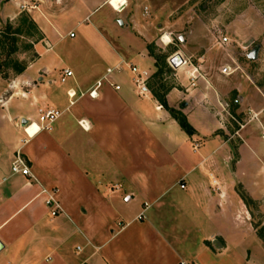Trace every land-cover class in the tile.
<instances>
[{
	"label": "crops",
	"instance_id": "obj_1",
	"mask_svg": "<svg viewBox=\"0 0 264 264\" xmlns=\"http://www.w3.org/2000/svg\"><path fill=\"white\" fill-rule=\"evenodd\" d=\"M109 1L76 0L71 31L45 29L46 53L100 35L105 42L89 57L72 51L46 62L40 50L12 82L0 76V264H181L186 252L198 254V264H222L216 257L225 258L233 243L253 237L263 244L230 211L246 147L232 152L223 132L216 134L204 102L211 90L189 76V87L167 94L195 128L189 135L149 87L155 61L146 42L118 37L111 12L88 24ZM121 62L122 71L107 73ZM129 65L147 72L143 92ZM67 68L74 76L62 82ZM41 108L62 114L29 137L22 119L40 125ZM18 156L32 175L12 172ZM231 158L239 160L236 169ZM43 189L55 192L58 215ZM214 219L219 225L208 227Z\"/></svg>",
	"mask_w": 264,
	"mask_h": 264
},
{
	"label": "rangeland",
	"instance_id": "obj_2",
	"mask_svg": "<svg viewBox=\"0 0 264 264\" xmlns=\"http://www.w3.org/2000/svg\"><path fill=\"white\" fill-rule=\"evenodd\" d=\"M18 2L23 5L20 7ZM75 2L0 0V14L5 8L6 16L9 15L0 21V42L5 37L16 40L9 55V43L0 47V61H19L27 70L39 57L40 50L45 53L46 62L55 54L72 51L84 57L93 54L105 42L99 34L88 38L82 47L66 40L53 53H46L45 49L50 47L45 29L54 25L57 34L71 31L70 25L79 17L72 15ZM109 4L117 10L115 15L109 5L92 15L88 24L94 25L111 12L109 18L112 17L118 37H137L146 42L155 61L150 89L162 94L175 89L184 91L193 83L189 79L192 73L197 77V87L211 90L212 95L205 96L204 102L218 124L216 134L223 132L230 140L232 152L246 147V158L240 163L243 173L228 193L232 202L230 211L235 210L236 220L264 244V0H110ZM165 36L171 41H165ZM223 36L229 38L228 42L222 41ZM257 47L258 58L251 60L248 55ZM176 54H181L188 63L173 67L170 60ZM225 66L231 68L232 74L221 73ZM17 75L12 65L3 68L0 74L3 82H12ZM238 161L231 158V167L236 169ZM218 225L214 219L207 226ZM244 242L233 243L225 258L216 259L222 264H247L248 259L254 264H264L263 244L253 237ZM191 243L193 247L194 242ZM183 257L190 263L198 254L186 252Z\"/></svg>",
	"mask_w": 264,
	"mask_h": 264
},
{
	"label": "built area",
	"instance_id": "obj_3",
	"mask_svg": "<svg viewBox=\"0 0 264 264\" xmlns=\"http://www.w3.org/2000/svg\"><path fill=\"white\" fill-rule=\"evenodd\" d=\"M145 14L148 13V8H145ZM70 37L74 38L76 36V33L75 32H71L69 34ZM229 38L227 36H223L222 38V41L225 43V42H228ZM172 59V58H171ZM170 63L173 67H175L171 60H170ZM188 63V60H186L184 57H183V64H187ZM123 65H124V62H121L120 64H118L117 66H115L114 68H109L107 70V73L108 74H112L114 71H122L123 70ZM128 65V64H127ZM129 67L131 68V70L135 73H139L138 75V78L135 79V82H136V86L142 90L143 92V89L146 87V82H147V72L146 71H142L140 72L138 67L136 66H131L129 65ZM195 70L198 71V67L195 66ZM221 73L224 74V75H230L232 74V70L229 66H225L223 68H221ZM74 76V73L72 70L70 69H64L63 71V75H62V82H66L67 78L69 77H72ZM191 78L194 79L195 76L194 74H191ZM99 85H101V82L99 81L98 82ZM117 89H120V86H116ZM91 96H96V92L93 91L90 93ZM69 96L71 98H74L76 97V92H69ZM62 112L60 110H57V109H45V108H41L39 109L38 111V115H39V121H40V125H38L37 123H35L34 121L32 120H29V123L27 126H25V131L26 133L29 135V137H32L35 133L39 132L41 129H48L50 128L51 124L53 122H55L60 116H61ZM37 125V129L35 130L34 133H31L29 131L30 128H32L34 125ZM83 124V123H82ZM84 126V124H83ZM264 137V135H263ZM12 172L14 174H23V175H32V172H31V168L28 166V164L25 162V160L21 157V156H18L17 159L15 160V162L13 163L12 165ZM7 179L5 178L4 181H6ZM182 188H185V185L183 184L181 186ZM42 193H45L47 194V204L48 206L51 208V214L53 216H56L59 214V212L61 211V205H60V202L58 200H56L54 198V193L53 191H49L48 189H43L42 190ZM144 217V214H141L139 216L140 219H142ZM181 264H198L196 262H187V261H182Z\"/></svg>",
	"mask_w": 264,
	"mask_h": 264
},
{
	"label": "trees",
	"instance_id": "obj_4",
	"mask_svg": "<svg viewBox=\"0 0 264 264\" xmlns=\"http://www.w3.org/2000/svg\"><path fill=\"white\" fill-rule=\"evenodd\" d=\"M11 28V26H10ZM20 31V29L18 30ZM13 33H18V32H13ZM8 38L5 37L4 40H2L0 42V47H4L5 43H9V53H12L14 51L13 49V44L16 42V40L13 38H10L8 40H6ZM158 61V60H157ZM10 65L13 66V68L15 69V71L17 72V74H21L23 73L25 70H26V67L20 63L19 61H7V60H4V61H0V74L3 72V68L5 67H9ZM157 67L159 68L160 66L157 65ZM160 68H159V73H160ZM153 94L157 97V99L159 100V102L161 103V105L166 108L170 113L171 115L179 122V124L181 125L182 129L187 132L189 135H193L195 134V128L190 124L189 120L187 119V117L180 111H178L177 109H174L172 107H170L169 103H168V100H167V94L166 93H161L159 91H157L156 89H151ZM87 264V263H85Z\"/></svg>",
	"mask_w": 264,
	"mask_h": 264
},
{
	"label": "water",
	"instance_id": "obj_5",
	"mask_svg": "<svg viewBox=\"0 0 264 264\" xmlns=\"http://www.w3.org/2000/svg\"><path fill=\"white\" fill-rule=\"evenodd\" d=\"M121 24H123V22L121 21ZM258 53H259V47L255 48L254 50H252L250 53H249V58L251 60H256L258 58ZM171 62L172 64L175 66V67H179L183 64V56L181 54H176L172 59H171ZM184 107H186L188 104L185 102L184 104ZM29 123V121L27 119H22V125L23 126H27ZM217 241H214V244L217 245ZM3 248V244L2 242L0 241V250Z\"/></svg>",
	"mask_w": 264,
	"mask_h": 264
},
{
	"label": "bare ground",
	"instance_id": "obj_6",
	"mask_svg": "<svg viewBox=\"0 0 264 264\" xmlns=\"http://www.w3.org/2000/svg\"><path fill=\"white\" fill-rule=\"evenodd\" d=\"M164 40L167 41V42H168V41H169V42L171 41L170 38H169L168 36H165ZM36 129H37V125L35 124L32 128L29 129V131H30L31 133H34V131H35Z\"/></svg>",
	"mask_w": 264,
	"mask_h": 264
}]
</instances>
